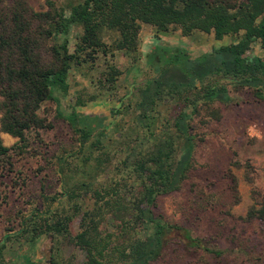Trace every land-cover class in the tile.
I'll list each match as a JSON object with an SVG mask.
<instances>
[{
	"label": "trees",
	"instance_id": "1",
	"mask_svg": "<svg viewBox=\"0 0 264 264\" xmlns=\"http://www.w3.org/2000/svg\"><path fill=\"white\" fill-rule=\"evenodd\" d=\"M44 4L46 10L36 12L27 0H0V134L18 144L25 143L27 133L37 138L40 131L52 129V124L38 115L41 105L51 102L55 116L77 136L78 148H84L95 129L104 125L97 117L90 126L88 116L79 117L74 111L62 114L59 101L68 89V71L73 66L91 67L100 57L104 63L101 85L112 87L120 72L105 59L114 51L134 55L141 24L152 26L157 33L178 30L186 37L197 30L212 34L216 41L224 36L236 40L195 57L182 47H150L145 64L152 67L154 77L137 89L138 117L149 128L148 112L157 103L173 101L177 108L174 132L165 134V139L160 137L149 150L136 151L141 145L129 146L120 163L128 181L119 179L109 188L90 191L92 211L79 213L75 205L69 216L48 207L45 214L50 212L52 219L38 217L31 225V238L44 233L66 234L67 225L77 215L79 231L72 236V243L84 253L82 264H151L172 240L219 256L220 251L208 248L184 228L163 221L152 208L158 196L176 191L192 168L195 145L188 133L190 116L203 110L206 117L217 119L218 112L209 105L231 101L224 85L210 79L224 81L235 90L251 88L264 102V59L248 55L255 41L264 49V0H79L65 9L52 0H44ZM72 28L80 33L69 52ZM111 31L118 37L106 45L101 33ZM119 113L111 109L109 114L112 118ZM12 146L4 147L0 141V158L7 157L14 147L25 148ZM54 201L56 198L50 199ZM105 216L112 219L114 231L98 234V222ZM246 217L263 221L264 204L251 206ZM144 227L149 229L142 240H129L134 228ZM3 248L1 244L0 258ZM47 264L60 263L50 256Z\"/></svg>",
	"mask_w": 264,
	"mask_h": 264
},
{
	"label": "rangeland",
	"instance_id": "2",
	"mask_svg": "<svg viewBox=\"0 0 264 264\" xmlns=\"http://www.w3.org/2000/svg\"><path fill=\"white\" fill-rule=\"evenodd\" d=\"M52 1L59 9H65L79 0ZM27 3L33 11L46 10L44 0ZM79 33L78 28H72L69 52ZM101 36L106 45L118 37L114 31L102 32ZM235 40L224 36L216 41L212 34L197 30L186 37L178 30L157 33L152 26L141 24L134 55L114 51L105 59L120 72L112 87L101 85L104 63L100 57L91 67L73 66L68 71V89L59 101L62 114L74 111L79 117L88 116L90 126L93 117H97L104 125L95 129L84 144L88 148H78L77 136L55 116V105L51 102L42 104L38 113L52 124L51 130L40 131L37 138L27 133L23 144L1 133L4 147L25 145V148L19 152L14 147L7 157L0 158V245L4 246L1 256L7 255L5 261L0 258V264H47L50 256L60 264H82L84 253L72 243V236L79 231V216H74L67 225L66 234L44 233L34 239L30 235L31 225L38 217L52 219L50 212L45 214L48 207L51 212L69 216L75 205L79 213L92 211L90 191L109 188L119 179L129 180L120 164L129 146L141 145L136 151L149 150L160 137L165 139V134L174 132L172 123L177 108L173 101L157 103L148 112L149 128L138 117L137 89L154 77L152 67L145 64L148 48L182 47L195 57ZM248 55L264 59V49L258 41L251 43ZM214 80L224 85L231 101L209 105L210 110L218 112L217 119L206 117L203 110L190 116L188 133L195 145L192 168L176 191L156 198L152 212L163 221L184 228L221 254L213 256L188 249L172 240L151 264H264V220L246 217L251 206L264 204V102L251 88L235 90L224 81L210 79ZM111 109L120 113L111 118ZM185 111L189 113L188 109ZM52 198H56L53 203ZM148 229L134 228L129 240H142ZM105 231H114L109 216L97 225L98 234ZM6 237L10 239L4 243Z\"/></svg>",
	"mask_w": 264,
	"mask_h": 264
},
{
	"label": "crops",
	"instance_id": "3",
	"mask_svg": "<svg viewBox=\"0 0 264 264\" xmlns=\"http://www.w3.org/2000/svg\"><path fill=\"white\" fill-rule=\"evenodd\" d=\"M152 46H153V45H151V47H152ZM149 49H150V48H148V50H149ZM3 136L6 137L5 135H1V138H2ZM4 137H3V138H4ZM1 257H2V258L4 259V261H5V260H6L5 258L7 257V255L3 254ZM23 258H24V257H23Z\"/></svg>",
	"mask_w": 264,
	"mask_h": 264
},
{
	"label": "water",
	"instance_id": "4",
	"mask_svg": "<svg viewBox=\"0 0 264 264\" xmlns=\"http://www.w3.org/2000/svg\"><path fill=\"white\" fill-rule=\"evenodd\" d=\"M5 237V236H4Z\"/></svg>",
	"mask_w": 264,
	"mask_h": 264
}]
</instances>
